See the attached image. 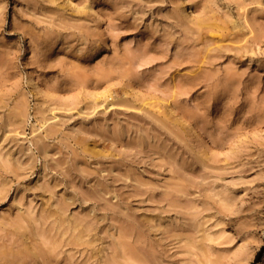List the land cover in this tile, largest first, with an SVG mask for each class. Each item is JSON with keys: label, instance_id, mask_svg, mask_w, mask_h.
<instances>
[{"label": "rangeland", "instance_id": "374dc122", "mask_svg": "<svg viewBox=\"0 0 264 264\" xmlns=\"http://www.w3.org/2000/svg\"><path fill=\"white\" fill-rule=\"evenodd\" d=\"M0 264H264V0H0Z\"/></svg>", "mask_w": 264, "mask_h": 264}]
</instances>
